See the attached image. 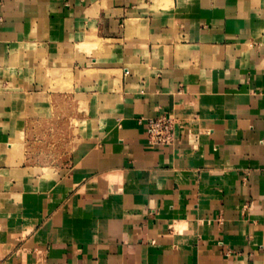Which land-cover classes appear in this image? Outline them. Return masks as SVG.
<instances>
[{
    "label": "crops",
    "instance_id": "crops-1",
    "mask_svg": "<svg viewBox=\"0 0 264 264\" xmlns=\"http://www.w3.org/2000/svg\"><path fill=\"white\" fill-rule=\"evenodd\" d=\"M67 101L42 175L15 142ZM0 264H264V0H0Z\"/></svg>",
    "mask_w": 264,
    "mask_h": 264
},
{
    "label": "rangeland",
    "instance_id": "rangeland-1",
    "mask_svg": "<svg viewBox=\"0 0 264 264\" xmlns=\"http://www.w3.org/2000/svg\"><path fill=\"white\" fill-rule=\"evenodd\" d=\"M52 77L58 74L51 73ZM67 79L66 88H69L70 75H65ZM70 90V88H69ZM54 113V112H53ZM48 118H38L31 121L26 130L20 135L22 141L15 142L16 146L24 153L25 163L34 166V171L42 175L49 176L55 168L54 155L57 154V147L61 146L60 151L70 153L73 146L77 143L81 131L76 130V118L86 113V106H76L74 103L67 101L66 116H57L53 114ZM54 160V161H53ZM53 161V162H51Z\"/></svg>",
    "mask_w": 264,
    "mask_h": 264
},
{
    "label": "built area",
    "instance_id": "built-area-1",
    "mask_svg": "<svg viewBox=\"0 0 264 264\" xmlns=\"http://www.w3.org/2000/svg\"><path fill=\"white\" fill-rule=\"evenodd\" d=\"M138 121L145 123L147 141L151 146H165L175 142V119L168 114L160 113L152 117H140Z\"/></svg>",
    "mask_w": 264,
    "mask_h": 264
}]
</instances>
